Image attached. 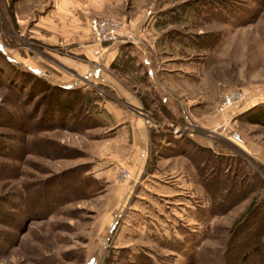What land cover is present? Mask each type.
I'll list each match as a JSON object with an SVG mask.
<instances>
[{"label": "rangeland", "instance_id": "rangeland-1", "mask_svg": "<svg viewBox=\"0 0 264 264\" xmlns=\"http://www.w3.org/2000/svg\"><path fill=\"white\" fill-rule=\"evenodd\" d=\"M95 17L186 55L187 96L173 93L187 117L147 109L142 88L133 108L90 75L104 71ZM0 48L14 61L0 52V264H254L264 126L249 117L264 105V0H0ZM236 90L245 101L221 111ZM109 100L144 119L143 164Z\"/></svg>", "mask_w": 264, "mask_h": 264}, {"label": "crops", "instance_id": "crops-1", "mask_svg": "<svg viewBox=\"0 0 264 264\" xmlns=\"http://www.w3.org/2000/svg\"><path fill=\"white\" fill-rule=\"evenodd\" d=\"M141 34L145 37L144 45L133 43L105 45L103 48L105 53L101 56L104 71L96 72V66V69L90 68V75L97 77L99 81H104L105 86L118 94L121 100L130 103L133 108L136 106L134 101L138 100L135 92L142 88L144 94L147 95L144 98L146 104L143 102L147 109H150L153 102L165 119L172 120L171 118L178 115L185 116L189 104L186 98L189 78L186 75L187 70L182 66L189 63L186 55L181 58L178 57L169 43L165 42L162 45L159 40L157 41V36L151 32L150 34L144 32ZM182 85L184 86L182 90L185 91L186 95L184 103L182 98H177L176 94L173 93V90ZM188 97L191 99L188 100L192 101V97L190 95ZM112 104H114L112 100L106 102L107 112L115 119H120L126 115L125 126L130 127L134 137L142 144L143 148L139 157L142 160L141 164H143L149 143V134L144 119L132 110L126 113L120 112Z\"/></svg>", "mask_w": 264, "mask_h": 264}, {"label": "built area", "instance_id": "built-area-1", "mask_svg": "<svg viewBox=\"0 0 264 264\" xmlns=\"http://www.w3.org/2000/svg\"><path fill=\"white\" fill-rule=\"evenodd\" d=\"M125 25L123 22L118 21L114 18L109 17H95L91 19L90 28L93 34L95 42L99 45V48L96 50V53H99L103 50L104 45H120L124 43H141L133 34H124L123 29ZM246 95L242 90H236L228 92L223 97V102L220 106L221 111H225L227 108L233 106L236 103L245 101ZM141 114L145 117L148 124L152 123V119L149 116V112L145 111L143 108L139 110ZM187 113L185 116L187 117ZM173 132L179 133L180 135L183 132H187V126L182 128V126H174Z\"/></svg>", "mask_w": 264, "mask_h": 264}, {"label": "trees", "instance_id": "trees-1", "mask_svg": "<svg viewBox=\"0 0 264 264\" xmlns=\"http://www.w3.org/2000/svg\"><path fill=\"white\" fill-rule=\"evenodd\" d=\"M0 52L6 58V60L9 63H14V61H12L5 54V52H3V50L1 48H0ZM26 73H28V74H26L27 76L31 75L32 77H35V78L36 77H40L36 72L32 71L29 68L26 69ZM63 89H64V91H68V92L69 91H74V92L77 91V89H75V88L72 89V88H69V87H63ZM69 105H71V103ZM251 113L252 114L249 117V122L264 126V105L258 106L256 109L252 110ZM214 188L218 189L217 185ZM231 195L235 196V195H238V194L235 192V190H232L231 192H229V196H231ZM229 196H228V198H229ZM250 208H252V207H250ZM245 224L246 223H241V224H239L237 226L238 227L237 228L238 232L241 231V229L245 226ZM248 259L253 261L254 264H264V237L263 236L259 237L257 239V241H256V245L253 248H251V250H249L246 253L245 260H248Z\"/></svg>", "mask_w": 264, "mask_h": 264}]
</instances>
